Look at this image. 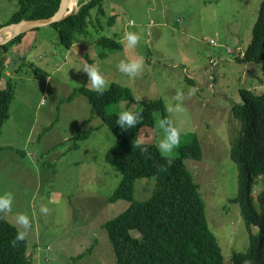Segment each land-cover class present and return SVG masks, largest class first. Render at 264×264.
<instances>
[{
  "label": "rangeland",
  "instance_id": "rangeland-1",
  "mask_svg": "<svg viewBox=\"0 0 264 264\" xmlns=\"http://www.w3.org/2000/svg\"><path fill=\"white\" fill-rule=\"evenodd\" d=\"M263 1L105 0L104 13L97 17V9L92 11L87 34L71 48L48 25L28 31L0 57L16 90L11 120L0 136V193L13 195L8 220L17 226V213L29 216L26 238L33 264H117L104 224L130 202L109 201L123 179V172L105 158L115 133L91 114L85 96L70 99L74 89L90 88L87 74L76 69L85 64L99 66L109 87L116 83L131 92L129 98L109 104L108 112L119 113L122 105L142 109L146 99L164 100L169 118L181 129L180 144L169 154L189 144L191 134L199 136L203 157L186 163L199 183L225 264H234V253L247 250L250 233L239 203L233 201L238 166L231 149L240 123L232 108L243 101L241 89L264 92V60H237L253 38ZM18 7L19 0H0V25L7 24ZM125 31L139 35L137 45L127 47ZM106 36L121 45L110 49L100 42ZM138 57L144 60L142 74L130 77L118 71L120 60ZM177 105L179 111H168ZM154 117L145 139L158 144L163 136L158 122L165 118L161 111ZM77 131L90 136L74 149ZM156 181L138 179L135 198H150ZM263 189L264 178L257 177V205ZM42 205L47 214L39 211ZM91 247V254L77 257Z\"/></svg>",
  "mask_w": 264,
  "mask_h": 264
},
{
  "label": "trees",
  "instance_id": "trees-1",
  "mask_svg": "<svg viewBox=\"0 0 264 264\" xmlns=\"http://www.w3.org/2000/svg\"><path fill=\"white\" fill-rule=\"evenodd\" d=\"M104 1L80 0L79 10L51 24L58 30L61 42L66 47L71 48L82 35L87 34L92 11L97 9V17L104 13ZM61 2L19 0V7L7 24L23 19L50 18L59 10ZM24 35L0 45V57ZM100 42L106 43L110 49L121 45L107 36ZM237 60L243 63L264 60V1L253 29V38L244 55H238ZM240 93L243 101L235 103L232 108L240 123L231 149V157L238 166V193L233 201L240 205L250 233V243L246 251L234 253L233 261L234 264H264V189L257 197L258 205L253 194L256 178H264V92L243 88ZM80 95L89 100L91 114L107 124L116 136L105 158L111 166L123 172V179L109 201L130 202L124 212L104 224L117 264H225L223 249L208 223L199 183L186 163L187 159L199 160L203 157L199 136L191 134L192 141L181 146L177 154H162L156 143L145 139L147 129L155 125L154 115L157 111H161L165 119L171 120L162 98L146 99L143 108L136 110L141 112L142 120L134 128L125 131L115 123L118 113L108 112L107 106L129 98V88L114 83L103 95H97L89 87L81 86L74 89L70 99ZM15 96L11 75L4 71L1 64L0 136L11 117ZM89 136V132L77 131L74 149L79 148ZM138 137L144 140L147 151L142 152L134 146ZM2 150L0 146V152ZM146 177H156L154 193L146 200H138L135 198L136 182ZM18 231V227L7 219L6 213H0V264L34 263L33 257L28 255L26 237L13 245ZM93 251V247L88 248L77 257Z\"/></svg>",
  "mask_w": 264,
  "mask_h": 264
},
{
  "label": "clouds",
  "instance_id": "clouds-1",
  "mask_svg": "<svg viewBox=\"0 0 264 264\" xmlns=\"http://www.w3.org/2000/svg\"><path fill=\"white\" fill-rule=\"evenodd\" d=\"M129 26L134 25V21H129ZM123 39L127 43V47L131 48L137 45L140 37L136 32L125 31ZM77 70L83 69L87 74V82L90 84V90L95 92L97 95H103L105 91L109 88V82L107 81L102 69L97 65L85 64L82 67L76 68ZM117 69L119 72L126 74L130 77H135L144 71V60L142 57L120 60L117 64ZM192 92L195 89L191 90ZM176 99L179 101L181 96L178 94ZM180 107L177 105L175 108L170 107L169 112L179 111ZM142 120V115L140 111L134 110L131 106H121L117 119L115 123L120 126L123 130H128L134 128ZM159 129L162 130L163 136L159 140L157 147L162 154H169L174 148L178 147L180 144L181 129L174 126L173 122L169 119H161L158 122ZM134 146L139 148L140 151H147V147L144 146V140L141 138H136L134 141ZM171 163V161H169ZM13 205V195L10 192L0 193V213L11 212ZM42 214L48 213V208L42 205L39 209ZM15 222L20 230L17 232L15 239L13 240V245L16 241H22L28 234L31 228V222L29 216L24 213H17L15 216Z\"/></svg>",
  "mask_w": 264,
  "mask_h": 264
},
{
  "label": "water",
  "instance_id": "water-1",
  "mask_svg": "<svg viewBox=\"0 0 264 264\" xmlns=\"http://www.w3.org/2000/svg\"><path fill=\"white\" fill-rule=\"evenodd\" d=\"M73 4L74 0H62L59 10L55 13L54 16L50 18L35 20L23 19L20 22L7 24L0 27V45L8 43L10 40H12L18 35L25 34L28 31L48 26L55 22L65 19L66 17L71 15L75 10H79L80 6L74 8Z\"/></svg>",
  "mask_w": 264,
  "mask_h": 264
},
{
  "label": "bare ground",
  "instance_id": "bare-ground-1",
  "mask_svg": "<svg viewBox=\"0 0 264 264\" xmlns=\"http://www.w3.org/2000/svg\"><path fill=\"white\" fill-rule=\"evenodd\" d=\"M77 5H78V0H74V4H73L74 8H76Z\"/></svg>",
  "mask_w": 264,
  "mask_h": 264
},
{
  "label": "built area",
  "instance_id": "built-area-1",
  "mask_svg": "<svg viewBox=\"0 0 264 264\" xmlns=\"http://www.w3.org/2000/svg\"><path fill=\"white\" fill-rule=\"evenodd\" d=\"M228 50V52H234L233 50H231L230 48L229 49H227ZM242 56L244 55V54H241Z\"/></svg>",
  "mask_w": 264,
  "mask_h": 264
},
{
  "label": "crops",
  "instance_id": "crops-1",
  "mask_svg": "<svg viewBox=\"0 0 264 264\" xmlns=\"http://www.w3.org/2000/svg\"><path fill=\"white\" fill-rule=\"evenodd\" d=\"M7 74L8 75H11V72H7ZM11 120V117H10V119L7 121V122H9ZM1 163V162H0Z\"/></svg>",
  "mask_w": 264,
  "mask_h": 264
}]
</instances>
